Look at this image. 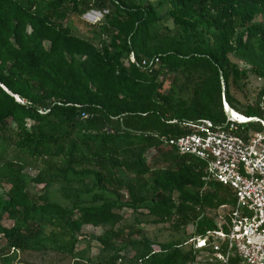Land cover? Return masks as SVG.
Here are the masks:
<instances>
[{
    "label": "trees",
    "instance_id": "obj_1",
    "mask_svg": "<svg viewBox=\"0 0 264 264\" xmlns=\"http://www.w3.org/2000/svg\"><path fill=\"white\" fill-rule=\"evenodd\" d=\"M250 77L262 84L241 107ZM224 99L264 120V0H0V260L223 264L190 240L228 231L235 192L168 140L189 121L225 125ZM255 132L260 120L236 133ZM151 226L184 237L157 244Z\"/></svg>",
    "mask_w": 264,
    "mask_h": 264
},
{
    "label": "built area",
    "instance_id": "obj_2",
    "mask_svg": "<svg viewBox=\"0 0 264 264\" xmlns=\"http://www.w3.org/2000/svg\"><path fill=\"white\" fill-rule=\"evenodd\" d=\"M128 60L148 66L158 62L156 57L139 61L133 53ZM223 103L228 115L225 125H215L208 119L189 121L185 124L193 132L168 140L179 153L203 161L212 178L231 186L235 192L228 231L213 230L190 241L195 249L212 246L214 257L223 264L234 253L246 264H264V132L247 138L238 135V126L248 121L233 117L225 99ZM248 119L260 120L264 125L259 118ZM211 238L215 241L212 244ZM152 248L154 252L160 251L158 245L153 244Z\"/></svg>",
    "mask_w": 264,
    "mask_h": 264
},
{
    "label": "rangeland",
    "instance_id": "obj_3",
    "mask_svg": "<svg viewBox=\"0 0 264 264\" xmlns=\"http://www.w3.org/2000/svg\"><path fill=\"white\" fill-rule=\"evenodd\" d=\"M101 17L100 12L96 10L89 11L85 13L81 18L83 20L89 21L92 24L95 23L97 20H99ZM69 22V24L72 25L73 32L76 34L85 36V37H91L90 33V27H87L83 24L82 20H78L77 18H72ZM97 43V41H95ZM262 84L261 79H257L254 77H250L247 80L246 83V88L245 92L243 94H238L237 98L240 101V106L245 107L249 102H254L256 93L259 89V87ZM27 172L30 175H35L37 173V170L34 168H29L27 169ZM63 187L61 184H56L53 186V189L56 190L57 188ZM2 191L0 190V193ZM58 198V197H57ZM221 212H224L221 210ZM220 212V213H221ZM129 212H127V215ZM134 219V215L131 217H128L127 222H132ZM10 223V222H6ZM190 231V228L188 229ZM98 233H101V230H96V229H87L85 234L87 237L90 235H96ZM148 235L155 241V243H164L168 241H176L180 240L182 237H184L183 232H171L167 229H165L164 226H151L149 227ZM88 239H83L82 240V245H85L87 243ZM154 244V245H157ZM92 255H96L98 253V247L92 244V250H91ZM43 253H37V252H26V253H12L3 259L0 260V264H7V263H12V264H17L20 262H26V263H32V264H42L43 263ZM133 254L132 252H128L127 254V259L125 260L126 264H138L136 261H133L132 258Z\"/></svg>",
    "mask_w": 264,
    "mask_h": 264
},
{
    "label": "bare ground",
    "instance_id": "obj_4",
    "mask_svg": "<svg viewBox=\"0 0 264 264\" xmlns=\"http://www.w3.org/2000/svg\"><path fill=\"white\" fill-rule=\"evenodd\" d=\"M228 110L230 111V109L228 108ZM231 115L233 117H235L236 119L240 120V121H250V119L248 118H243L241 117L237 112H235L234 110L233 111H230Z\"/></svg>",
    "mask_w": 264,
    "mask_h": 264
},
{
    "label": "water",
    "instance_id": "obj_5",
    "mask_svg": "<svg viewBox=\"0 0 264 264\" xmlns=\"http://www.w3.org/2000/svg\"><path fill=\"white\" fill-rule=\"evenodd\" d=\"M16 98H17V100H19V97L18 96H16ZM250 121H252V119H250Z\"/></svg>",
    "mask_w": 264,
    "mask_h": 264
}]
</instances>
